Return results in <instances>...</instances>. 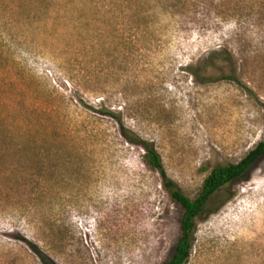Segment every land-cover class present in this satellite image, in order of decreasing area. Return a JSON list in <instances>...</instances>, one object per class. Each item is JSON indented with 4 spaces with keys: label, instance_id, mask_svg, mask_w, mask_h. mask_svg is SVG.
<instances>
[{
    "label": "rangeland",
    "instance_id": "rangeland-1",
    "mask_svg": "<svg viewBox=\"0 0 264 264\" xmlns=\"http://www.w3.org/2000/svg\"><path fill=\"white\" fill-rule=\"evenodd\" d=\"M121 125L193 198L241 161L264 140V0H0V264L172 256L182 208ZM187 264H264V157Z\"/></svg>",
    "mask_w": 264,
    "mask_h": 264
},
{
    "label": "trees",
    "instance_id": "trees-1",
    "mask_svg": "<svg viewBox=\"0 0 264 264\" xmlns=\"http://www.w3.org/2000/svg\"><path fill=\"white\" fill-rule=\"evenodd\" d=\"M121 134L133 145L144 150V162L151 169L159 172L162 184L171 200L182 208L179 226V238L172 256L164 264H187L195 242L198 222L206 213L209 200L221 188L230 186L245 178L250 169L264 157V140L260 141L241 161L214 167L204 180L200 193L196 197L186 195L166 171L160 153L148 140L131 133L124 125ZM29 245L27 239H23ZM39 252L37 247H33Z\"/></svg>",
    "mask_w": 264,
    "mask_h": 264
}]
</instances>
